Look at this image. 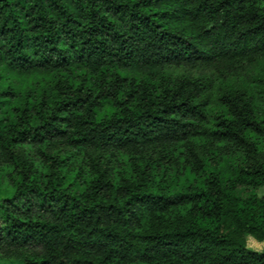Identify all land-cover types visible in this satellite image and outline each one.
<instances>
[{"label": "trees", "instance_id": "trees-1", "mask_svg": "<svg viewBox=\"0 0 264 264\" xmlns=\"http://www.w3.org/2000/svg\"><path fill=\"white\" fill-rule=\"evenodd\" d=\"M0 261L264 264V0H0Z\"/></svg>", "mask_w": 264, "mask_h": 264}, {"label": "rangeland", "instance_id": "rangeland-1", "mask_svg": "<svg viewBox=\"0 0 264 264\" xmlns=\"http://www.w3.org/2000/svg\"><path fill=\"white\" fill-rule=\"evenodd\" d=\"M9 193L7 190L0 188V197L7 196ZM246 245L249 249L253 251H261L264 249V241H257L251 236L246 238ZM0 264H21L18 261H0Z\"/></svg>", "mask_w": 264, "mask_h": 264}]
</instances>
